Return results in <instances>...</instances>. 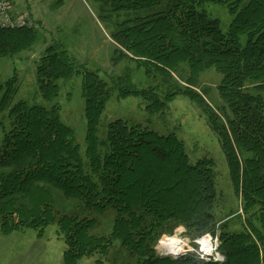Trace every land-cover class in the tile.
Masks as SVG:
<instances>
[{"label":"trees","instance_id":"obj_1","mask_svg":"<svg viewBox=\"0 0 264 264\" xmlns=\"http://www.w3.org/2000/svg\"><path fill=\"white\" fill-rule=\"evenodd\" d=\"M99 1L114 12L136 15L116 30L113 39L121 49L114 61L133 62L157 85L139 88L125 74L111 88L97 72L83 71L88 119L83 155L58 106H13L19 77L0 83V116L8 113L11 121L0 145L3 232L57 224L72 264L119 249V256L129 255L127 264H197L192 257L157 258L154 248L178 222L198 234L211 227L215 235L212 162L193 165L174 135L122 120L99 136L115 91L120 98L140 97L152 115L184 96L199 105L218 135L243 198V231L221 235L225 264H264V0ZM209 5L230 12L227 32L207 12ZM37 40L32 27L0 28V58L21 57ZM211 70L222 77L219 109L200 90L201 76ZM76 72L67 51L49 47L37 68L45 101L58 97V82Z\"/></svg>","mask_w":264,"mask_h":264},{"label":"rangeland","instance_id":"obj_2","mask_svg":"<svg viewBox=\"0 0 264 264\" xmlns=\"http://www.w3.org/2000/svg\"><path fill=\"white\" fill-rule=\"evenodd\" d=\"M28 7L34 19L32 28L36 31L37 43L21 57L0 58V83H5L16 75L19 77V92L11 103L13 106L19 102L49 109L58 106L63 123L72 129L74 142L80 146L84 155L88 119L83 92V71L97 72L111 88H115V80L125 74H129L139 88L157 85L144 72L137 71L133 62L122 58L114 61L117 48L121 49L113 39L116 30L136 15L114 12L99 0H32ZM207 12L213 18L219 19L224 32L229 30L233 17L227 8L209 5ZM52 45H58L67 51L80 72L59 81V96L46 102L40 92L37 68L45 51ZM221 82L222 77L215 70L206 72L200 79V90L208 93L207 98L216 109L224 105L218 89ZM200 109L188 97L178 96L169 103L163 114L152 115L140 97L120 98L115 91L103 113L99 136L103 139L107 135L108 125L122 120L130 125L148 128L162 136L174 135L183 142L193 165L205 160L212 162L217 191V199L211 211L215 219V235L211 227L198 234L186 223L178 222V225L159 238L154 253L157 258L178 259L170 256L166 243L181 242L179 248L184 250V255L179 258L192 257L197 264H225L227 259L222 251L221 235L224 231H243V198L235 186L220 139ZM10 130L11 121L7 113L0 116V145ZM110 227L108 225L106 232ZM206 235H211L214 242L218 241V251L225 257V262H204L197 258L194 248L199 238ZM64 238L65 235L57 224H51L45 229L23 228L10 234H5L0 225V264H72L67 259L68 246ZM114 251L112 253L110 250L106 257H84L75 264L130 262L129 255L119 256L121 250H117V254Z\"/></svg>","mask_w":264,"mask_h":264},{"label":"built area","instance_id":"obj_3","mask_svg":"<svg viewBox=\"0 0 264 264\" xmlns=\"http://www.w3.org/2000/svg\"><path fill=\"white\" fill-rule=\"evenodd\" d=\"M32 0H0V28L1 29H22L30 28L34 24V19L29 12ZM166 249L170 256L179 258L184 255V250L180 245L169 246ZM218 241L214 242L211 235L200 237L194 248V252L199 260L204 262H225V257L218 251Z\"/></svg>","mask_w":264,"mask_h":264},{"label":"bare ground","instance_id":"obj_4","mask_svg":"<svg viewBox=\"0 0 264 264\" xmlns=\"http://www.w3.org/2000/svg\"><path fill=\"white\" fill-rule=\"evenodd\" d=\"M178 243V242H177ZM181 243V242H180ZM180 243L179 244H175V243H173V242H170L169 244H167V245H171V246H173L174 247V245H180ZM180 247V246H179Z\"/></svg>","mask_w":264,"mask_h":264}]
</instances>
